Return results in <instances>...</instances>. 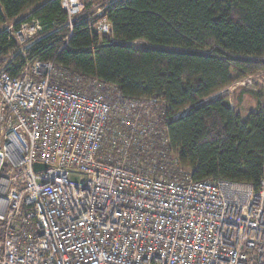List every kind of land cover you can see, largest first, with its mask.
<instances>
[{
  "label": "built area",
  "instance_id": "built-area-1",
  "mask_svg": "<svg viewBox=\"0 0 264 264\" xmlns=\"http://www.w3.org/2000/svg\"><path fill=\"white\" fill-rule=\"evenodd\" d=\"M58 1L71 30L83 5ZM89 22L109 34L105 16ZM43 27L6 28L18 43L6 63ZM137 105L63 86L49 61L0 68V264H264V179L155 170L156 120Z\"/></svg>",
  "mask_w": 264,
  "mask_h": 264
},
{
  "label": "trees",
  "instance_id": "trees-1",
  "mask_svg": "<svg viewBox=\"0 0 264 264\" xmlns=\"http://www.w3.org/2000/svg\"><path fill=\"white\" fill-rule=\"evenodd\" d=\"M31 7L23 21L36 18L44 27L7 63L18 43L0 29V68L9 76H19L34 60L52 62L63 86L96 91L111 103L136 100L133 112L142 118L149 110L157 151L146 159L155 170L183 180L259 187L264 105L256 95L254 106H238L249 92L244 87L235 106L227 96H211L264 68V0H112L102 5L106 35L86 14L70 30L58 0H0V27ZM135 40L148 45L134 46ZM119 118L109 127L118 122L122 129Z\"/></svg>",
  "mask_w": 264,
  "mask_h": 264
},
{
  "label": "rangeland",
  "instance_id": "rangeland-1",
  "mask_svg": "<svg viewBox=\"0 0 264 264\" xmlns=\"http://www.w3.org/2000/svg\"><path fill=\"white\" fill-rule=\"evenodd\" d=\"M80 1L83 5V10H82L83 15L86 14L89 20L96 21L97 17H100V14H102V5H105L111 2L112 0H103L96 3L92 2V0H80ZM32 9L33 7L25 10L24 12L16 16L14 19L11 20L6 19V21L1 25L0 29L5 30L6 28L13 26L14 23L23 21V19L29 15ZM131 44L134 46L148 45L142 40H135L131 42ZM242 87L246 88L249 92L242 93L241 95L242 101L238 103V106H242V105L245 107L254 106L257 99L256 95L259 96L261 100V104L264 105V68L253 74L245 75L239 80H236L234 78V82L230 86L212 95L211 98H215L218 96H227V100L229 101V103L235 106V100H236L235 98L240 97L239 96L240 94L238 93H240ZM236 93L237 96H235ZM155 148L156 150L154 152L157 151V143L155 145ZM183 175H182L183 178H185V174ZM77 178L78 175H73V179H77Z\"/></svg>",
  "mask_w": 264,
  "mask_h": 264
},
{
  "label": "water",
  "instance_id": "water-1",
  "mask_svg": "<svg viewBox=\"0 0 264 264\" xmlns=\"http://www.w3.org/2000/svg\"><path fill=\"white\" fill-rule=\"evenodd\" d=\"M43 166H44V165H42V164L35 163L33 167H34L35 170H37V169H39V168H42Z\"/></svg>",
  "mask_w": 264,
  "mask_h": 264
}]
</instances>
